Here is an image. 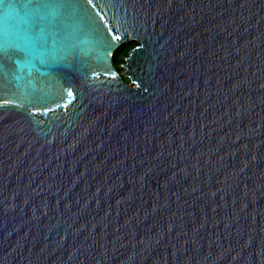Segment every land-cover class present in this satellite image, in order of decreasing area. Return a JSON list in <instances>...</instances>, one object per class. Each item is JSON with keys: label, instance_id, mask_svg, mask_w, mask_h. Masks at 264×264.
Wrapping results in <instances>:
<instances>
[{"label": "water", "instance_id": "water-1", "mask_svg": "<svg viewBox=\"0 0 264 264\" xmlns=\"http://www.w3.org/2000/svg\"><path fill=\"white\" fill-rule=\"evenodd\" d=\"M76 2L94 24L0 48V264H264V0Z\"/></svg>", "mask_w": 264, "mask_h": 264}, {"label": "snow or ice", "instance_id": "snow-or-ice-1", "mask_svg": "<svg viewBox=\"0 0 264 264\" xmlns=\"http://www.w3.org/2000/svg\"><path fill=\"white\" fill-rule=\"evenodd\" d=\"M4 0H0L3 3ZM89 4L92 0H87ZM30 10L31 20L27 27L23 30L22 39L23 43H17L16 38L9 39L7 35L3 37V43L0 44V48L6 50L9 47L22 48V50L31 55V53L37 48H43L48 43V36L55 35L60 32L69 23L80 24L88 23L94 24L95 19L92 17L87 7L83 4L77 3L76 0H26L24 5ZM5 7L9 9H14L16 5L14 3H8ZM103 19V17H101ZM106 28V42L108 48L115 51L118 47L119 42L125 37L121 36L118 32L112 30L111 27H107L108 22L105 20ZM146 46V41L136 45V48H144ZM0 67H3L0 64ZM105 75L115 76L114 72H106ZM96 75V73H93ZM133 83L136 84L137 88L143 87L144 91L147 92L150 84L137 79L135 76L132 77ZM75 98V94L71 88L66 89V99L65 104L69 103L71 99ZM3 103H18L17 101H0ZM38 109H34L36 111ZM47 111V109H45Z\"/></svg>", "mask_w": 264, "mask_h": 264}, {"label": "trees", "instance_id": "trees-1", "mask_svg": "<svg viewBox=\"0 0 264 264\" xmlns=\"http://www.w3.org/2000/svg\"><path fill=\"white\" fill-rule=\"evenodd\" d=\"M135 45L134 41L126 42L120 44L112 54V58L115 61L114 64L116 68L121 71V64L123 63L126 55L128 54L129 50Z\"/></svg>", "mask_w": 264, "mask_h": 264}, {"label": "bare ground", "instance_id": "bare-ground-1", "mask_svg": "<svg viewBox=\"0 0 264 264\" xmlns=\"http://www.w3.org/2000/svg\"><path fill=\"white\" fill-rule=\"evenodd\" d=\"M111 56H112V54H111Z\"/></svg>", "mask_w": 264, "mask_h": 264}]
</instances>
